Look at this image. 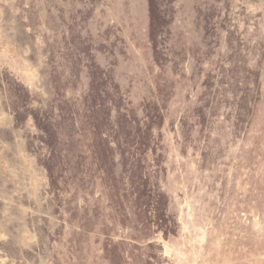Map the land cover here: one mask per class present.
<instances>
[{
	"label": "rangeland",
	"instance_id": "rangeland-1",
	"mask_svg": "<svg viewBox=\"0 0 264 264\" xmlns=\"http://www.w3.org/2000/svg\"><path fill=\"white\" fill-rule=\"evenodd\" d=\"M0 264H264V0H0Z\"/></svg>",
	"mask_w": 264,
	"mask_h": 264
},
{
	"label": "trees",
	"instance_id": "trees-1",
	"mask_svg": "<svg viewBox=\"0 0 264 264\" xmlns=\"http://www.w3.org/2000/svg\"><path fill=\"white\" fill-rule=\"evenodd\" d=\"M152 15H153V14H151V18H152Z\"/></svg>",
	"mask_w": 264,
	"mask_h": 264
}]
</instances>
